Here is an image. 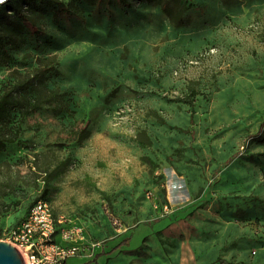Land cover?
<instances>
[{
    "label": "rangeland",
    "instance_id": "rangeland-1",
    "mask_svg": "<svg viewBox=\"0 0 264 264\" xmlns=\"http://www.w3.org/2000/svg\"><path fill=\"white\" fill-rule=\"evenodd\" d=\"M19 9L0 95L40 60L64 95L0 130V241L45 200L84 231L66 264H264V0Z\"/></svg>",
    "mask_w": 264,
    "mask_h": 264
},
{
    "label": "built area",
    "instance_id": "built-area-1",
    "mask_svg": "<svg viewBox=\"0 0 264 264\" xmlns=\"http://www.w3.org/2000/svg\"><path fill=\"white\" fill-rule=\"evenodd\" d=\"M51 205L45 200L37 201L28 215L9 232L8 242L21 252L26 264H66L78 255L83 241L81 228L65 229L60 226Z\"/></svg>",
    "mask_w": 264,
    "mask_h": 264
},
{
    "label": "trees",
    "instance_id": "trees-1",
    "mask_svg": "<svg viewBox=\"0 0 264 264\" xmlns=\"http://www.w3.org/2000/svg\"><path fill=\"white\" fill-rule=\"evenodd\" d=\"M22 1L10 0L0 5V14H20L19 6ZM38 63L40 64V68L35 70V75L32 78H26L20 84L6 90L0 95V130H6L10 127L12 121L15 119L14 114L19 113L22 116H29L39 111L44 105L64 95L60 90H51L47 87L38 88L37 85L35 86L36 80H39L51 71L41 68V66H45L41 60ZM36 89H38V92H34ZM4 141L6 143H15L18 140L10 134L9 136H4Z\"/></svg>",
    "mask_w": 264,
    "mask_h": 264
},
{
    "label": "water",
    "instance_id": "water-1",
    "mask_svg": "<svg viewBox=\"0 0 264 264\" xmlns=\"http://www.w3.org/2000/svg\"><path fill=\"white\" fill-rule=\"evenodd\" d=\"M10 0H0V5ZM0 264H26L21 252L10 242L0 241Z\"/></svg>",
    "mask_w": 264,
    "mask_h": 264
}]
</instances>
